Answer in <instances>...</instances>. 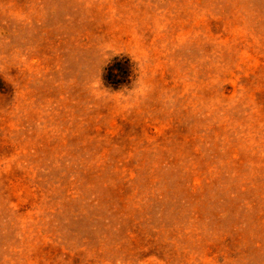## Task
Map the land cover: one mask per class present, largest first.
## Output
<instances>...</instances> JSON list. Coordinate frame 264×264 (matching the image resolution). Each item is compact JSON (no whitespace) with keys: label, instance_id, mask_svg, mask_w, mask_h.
Masks as SVG:
<instances>
[{"label":"rangeland","instance_id":"1","mask_svg":"<svg viewBox=\"0 0 264 264\" xmlns=\"http://www.w3.org/2000/svg\"><path fill=\"white\" fill-rule=\"evenodd\" d=\"M0 264H264V0H0Z\"/></svg>","mask_w":264,"mask_h":264},{"label":"trees","instance_id":"2","mask_svg":"<svg viewBox=\"0 0 264 264\" xmlns=\"http://www.w3.org/2000/svg\"><path fill=\"white\" fill-rule=\"evenodd\" d=\"M135 77L133 61L125 56H115L105 67L103 79L106 85L114 89L127 86Z\"/></svg>","mask_w":264,"mask_h":264}]
</instances>
